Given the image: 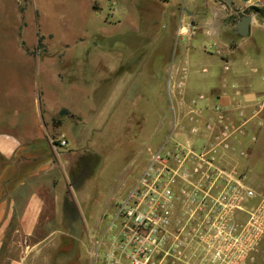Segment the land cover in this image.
<instances>
[{
    "label": "rangeland",
    "instance_id": "rangeland-1",
    "mask_svg": "<svg viewBox=\"0 0 264 264\" xmlns=\"http://www.w3.org/2000/svg\"><path fill=\"white\" fill-rule=\"evenodd\" d=\"M161 7L149 0H0V105L15 95L24 125L33 123L34 113L46 124L47 112L57 106L79 110L73 147L79 217L59 225L65 232L61 238L10 234L1 243L0 264H86V235L92 238L95 220L90 212H100L114 188L127 189L151 152L173 143V102L163 94L159 76L170 64L164 39L177 17L161 14ZM263 13L264 0H254L223 21L232 27L240 16L251 15L253 25H262ZM196 38L204 39L200 30ZM246 39L264 59V30L251 31ZM60 115L52 121L57 123ZM201 144L196 140L194 150ZM236 157L238 167L228 168L242 175L255 200L264 198V136L249 155ZM118 194L102 211L98 230ZM254 249L247 264L264 260V235Z\"/></svg>",
    "mask_w": 264,
    "mask_h": 264
},
{
    "label": "crops",
    "instance_id": "crops-1",
    "mask_svg": "<svg viewBox=\"0 0 264 264\" xmlns=\"http://www.w3.org/2000/svg\"><path fill=\"white\" fill-rule=\"evenodd\" d=\"M220 1L149 0L164 6L161 14L177 17L164 39L170 64L159 76L163 94L173 102V142L202 143L203 134H191L189 129L213 121L218 107L232 127L230 149L222 154V162L227 167H238L237 154L249 155L259 135L264 136V59L246 39L251 31L264 30V24L253 25L251 19L247 35H235L233 27L238 20L232 27L223 20L254 0ZM181 23L194 29L184 42L177 36ZM197 30L203 40L196 38ZM14 96L0 105V247L10 234L11 238L15 235L23 239H51L54 234L61 238L65 232L60 226L72 224L79 217L73 198L78 179L73 147L78 142L74 130L79 110L57 106L47 112L46 124L35 120L34 113L33 123L24 125L18 118ZM57 115L60 119L56 123L52 118ZM55 125L63 128V133L57 134ZM58 137L64 145H59ZM125 190L114 188L101 211L95 208L90 212L95 217L93 232L98 231L102 211L114 194ZM257 264H264V260Z\"/></svg>",
    "mask_w": 264,
    "mask_h": 264
},
{
    "label": "built area",
    "instance_id": "built-area-1",
    "mask_svg": "<svg viewBox=\"0 0 264 264\" xmlns=\"http://www.w3.org/2000/svg\"><path fill=\"white\" fill-rule=\"evenodd\" d=\"M193 30L181 23L177 36L187 38ZM215 112L213 121L189 129L203 134L199 151L173 142L149 154L135 181L112 202L105 226L86 235V264L253 261L264 235V198L255 200L242 175L223 165L232 127L218 107ZM57 141L65 144L62 137Z\"/></svg>",
    "mask_w": 264,
    "mask_h": 264
},
{
    "label": "water",
    "instance_id": "water-1",
    "mask_svg": "<svg viewBox=\"0 0 264 264\" xmlns=\"http://www.w3.org/2000/svg\"><path fill=\"white\" fill-rule=\"evenodd\" d=\"M251 19V15L241 16L240 19L234 24L233 33L239 37H244L247 35Z\"/></svg>",
    "mask_w": 264,
    "mask_h": 264
},
{
    "label": "trees",
    "instance_id": "trees-1",
    "mask_svg": "<svg viewBox=\"0 0 264 264\" xmlns=\"http://www.w3.org/2000/svg\"><path fill=\"white\" fill-rule=\"evenodd\" d=\"M251 9L254 10V11H257L256 8H253V7H252ZM261 16L264 17V13H263Z\"/></svg>",
    "mask_w": 264,
    "mask_h": 264
},
{
    "label": "flooded vegetation",
    "instance_id": "flooded-vegetation-1",
    "mask_svg": "<svg viewBox=\"0 0 264 264\" xmlns=\"http://www.w3.org/2000/svg\"><path fill=\"white\" fill-rule=\"evenodd\" d=\"M242 16H243V15H242ZM240 17H241V16H240ZM239 19H240V18H239ZM239 19H238V20H239Z\"/></svg>",
    "mask_w": 264,
    "mask_h": 264
}]
</instances>
